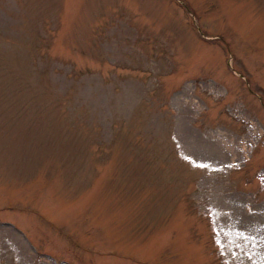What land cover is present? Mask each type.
<instances>
[{
    "label": "rangeland",
    "instance_id": "rangeland-1",
    "mask_svg": "<svg viewBox=\"0 0 264 264\" xmlns=\"http://www.w3.org/2000/svg\"><path fill=\"white\" fill-rule=\"evenodd\" d=\"M0 264H264V0H0Z\"/></svg>",
    "mask_w": 264,
    "mask_h": 264
}]
</instances>
